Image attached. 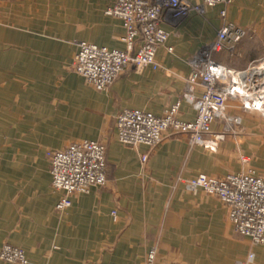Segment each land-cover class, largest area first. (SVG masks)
Instances as JSON below:
<instances>
[{"label": "crops", "instance_id": "crops-1", "mask_svg": "<svg viewBox=\"0 0 264 264\" xmlns=\"http://www.w3.org/2000/svg\"><path fill=\"white\" fill-rule=\"evenodd\" d=\"M114 1L0 0V250L5 243L22 247L25 264H135L153 247L163 264H264V244L249 261L247 240L228 235L229 211L218 195L180 181L243 169L264 176L262 111L231 102L228 115L241 121L218 147L192 146L188 133L170 131L146 161L145 148L117 136V114L129 106L160 113L180 102V117L195 119L187 82L202 42L225 22L222 6L184 20L165 16L171 37L159 48L160 67L132 64L99 91L71 63L76 39L118 45L122 20L105 13ZM228 18L246 34L216 57L246 68L264 57V0H234ZM86 138L106 144L113 186L76 193L59 209L63 192L51 182L50 152Z\"/></svg>", "mask_w": 264, "mask_h": 264}, {"label": "built area", "instance_id": "built-area-1", "mask_svg": "<svg viewBox=\"0 0 264 264\" xmlns=\"http://www.w3.org/2000/svg\"><path fill=\"white\" fill-rule=\"evenodd\" d=\"M234 0H115L106 9V15L122 20L124 32L118 45L111 47L85 39H76V52L72 68L91 82L97 90L106 91L112 81L128 66L151 65L160 67L157 59L159 48L169 41L171 34L163 27L165 16L184 20L192 11L205 6L220 4L225 22L215 38L203 41L195 55L191 75L187 82L189 98L197 115L193 120L180 117V102L172 104L160 113L145 107L129 106L120 110L116 117L117 136L120 142L145 148L143 161L170 131L189 134L192 146L216 148L225 138L227 130L235 131V122L227 108L231 102L238 106L264 112V57L246 68H234L216 57L220 50H233L246 34V29L228 18L229 7ZM176 42L169 44L173 50ZM201 93L196 95V90ZM220 121L222 130H215ZM234 121V122H233ZM226 129V130H224ZM48 169L52 185L63 192L57 208L72 204L76 193H94L110 189L113 181L107 174V147L98 139L74 140L63 149L50 152ZM243 161L250 160L242 155ZM185 185L201 187L218 195L228 208L227 233L245 238L250 247L248 260L255 258V247L264 244V176L253 169L231 171L224 176L200 172L180 178ZM116 216V211L114 210ZM0 258L27 263L25 250L5 243ZM135 264H163L157 258L155 247L148 251L144 260Z\"/></svg>", "mask_w": 264, "mask_h": 264}, {"label": "rangeland", "instance_id": "rangeland-1", "mask_svg": "<svg viewBox=\"0 0 264 264\" xmlns=\"http://www.w3.org/2000/svg\"><path fill=\"white\" fill-rule=\"evenodd\" d=\"M227 112V114H229V112L228 111H226ZM264 113V112H263ZM262 113V118H263V120H264V114ZM230 115V114H229ZM230 118H232V119H236L234 116H230ZM239 118H241L240 116H239ZM234 122V121H233ZM235 128V127H234ZM224 130H226V129H224ZM227 132H233L231 129L230 130H227ZM237 132V127L235 128V131L233 132V134H235ZM226 135V134H225ZM223 140V139H222ZM221 140V141H222ZM220 143V142H219ZM219 145V144H218ZM218 147V146H217ZM213 149V148H212ZM240 159H243V157L241 156L240 157Z\"/></svg>", "mask_w": 264, "mask_h": 264}]
</instances>
